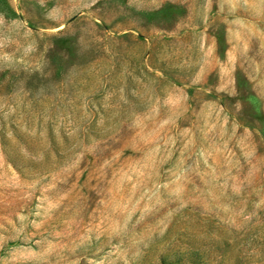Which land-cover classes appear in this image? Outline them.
I'll use <instances>...</instances> for the list:
<instances>
[{"label":"rangeland","instance_id":"rangeland-1","mask_svg":"<svg viewBox=\"0 0 264 264\" xmlns=\"http://www.w3.org/2000/svg\"><path fill=\"white\" fill-rule=\"evenodd\" d=\"M0 264H264V0H0Z\"/></svg>","mask_w":264,"mask_h":264}]
</instances>
